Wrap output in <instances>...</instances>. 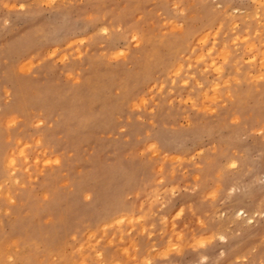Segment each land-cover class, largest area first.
Here are the masks:
<instances>
[{"label":"rangeland","instance_id":"1","mask_svg":"<svg viewBox=\"0 0 264 264\" xmlns=\"http://www.w3.org/2000/svg\"><path fill=\"white\" fill-rule=\"evenodd\" d=\"M263 53L264 0H0V264H264Z\"/></svg>","mask_w":264,"mask_h":264},{"label":"bare ground","instance_id":"2","mask_svg":"<svg viewBox=\"0 0 264 264\" xmlns=\"http://www.w3.org/2000/svg\"><path fill=\"white\" fill-rule=\"evenodd\" d=\"M238 6V5H237ZM260 6V5H259ZM229 7V6H228ZM187 8V7H186ZM249 11V10H248ZM258 11V10H257ZM183 13V12H182ZM251 15V14H250ZM104 16V15H103ZM249 16V15H248ZM251 18V17H250ZM102 19H103V17H102ZM231 19V18H230ZM230 19H228V21L230 20ZM260 19V18H259ZM247 20H248V18H247ZM111 20H109V22H110ZM169 21V20H168ZM241 22V21H240ZM108 23V22H107ZM113 24V23H112ZM111 24V25H112ZM115 25V24H114ZM236 25V24H235ZM218 26V30H220L219 28H220V26L219 25H217ZM234 26V25H233ZM238 26V25H237ZM246 26V25H245ZM104 27V26H103ZM102 28V27H101ZM110 28V27H109ZM114 28V27H113ZM223 28V27H222ZM106 28H103V30H105ZM179 30H178V32L180 31V28H178ZM235 29V28H234ZM102 30V29H101ZM102 30V31H103ZM181 30H182V28H181ZM221 31V30H220ZM257 31H260V30H257ZM256 30H255V32H257ZM108 32V31H107ZM217 32V31H216ZM238 32V31H237ZM179 33H181V32H179ZM205 33L206 32H204V33H202V34H204V35H200L198 38L200 39V37L201 36H203V37H201L202 39L205 37ZM258 33V32H257ZM257 33H256V35H257ZM105 34V33H104ZM109 35V34H108ZM111 35V34H110ZM225 35V33L222 35V36H224ZM112 36V35H111ZM232 36V35H231ZM216 37V36H215ZM246 37V36H245ZM197 38V39H198ZM207 38V37H206ZM234 38V37H233ZM232 38V39H233ZM243 38V37H242ZM242 38H240V39H242ZM261 38H262V36H261ZM198 39V40H199ZM246 39V38H245ZM244 39V40H245ZM222 40V39H221ZM234 40V39H233ZM232 40V41H233ZM197 41V40H196ZM203 41V40H202ZM142 42V41H141ZM199 42H200V40H199ZM204 42V41H203ZM216 42V41H215ZM214 42V43H215ZM235 42V41H234ZM143 43V42H142ZM178 43V42H177ZM201 43V42H200ZM213 43V44H214ZM222 43H223V41H222ZM254 43V42H253ZM223 44H225V42L223 43ZM226 45V44H225ZM193 46L194 45H192V47L191 48H193ZM209 46V45H208ZM210 46H211V44H210ZM222 46H224V45H222ZM202 47V46H201ZM237 47V46H236ZM247 47V46H246ZM257 48V47H256ZM255 48V49H256ZM206 49H207V47H206ZM208 49H210V47L208 48ZM213 49V48H212ZM235 49V48H234ZM204 50H205V47H204ZM142 51V50H141ZM207 51V50H206ZM209 51V50H208ZM211 51V50H210ZM209 51V53H211ZM182 52V51H181ZM190 52H191V49H190ZM190 52H188V53H190ZM198 52H200V54L198 55V56H200L201 58H199V59H202V56H203V53H201V51H198ZM197 52V53H198ZM217 53V52H216ZM119 54V53H118ZM202 54V55H201ZM208 54V53H207ZM264 54V53H263ZM188 55V54H187ZM187 55H186V57H187ZM191 55V54H190ZM196 55V54H195ZM232 55V54H231ZM208 56H210L211 57V55H208ZM196 57H197V55H196ZM196 57H193V61L194 60H196V59H198V58H196ZM204 57V56H203ZM214 57V56H213ZM237 57V56H236ZM239 57V56H238ZM188 58V57H187ZM194 58H196V59H194ZM220 58V57H219ZM191 59V58H190ZM186 60V59H185ZM224 60V59H223ZM190 61V60H189ZM197 61V60H196ZM196 61H194V62H196ZM203 61V60H202ZM201 61V62H202ZM220 61V60H219ZM251 61V60H250ZM164 62H166V61H164ZM204 62H206V61H204ZM211 62H213V59H212V61ZM226 62V61H225ZM259 62V61H258ZM209 63H210V61H209ZM227 63V62H226ZM236 63V62H235ZM188 64V63H187ZM186 64V65H187ZM190 64V63H189ZM188 64V65H189ZM192 64H193V62H192ZM206 64V63H205ZM205 64H204V67H206L205 66ZM179 65V64H178ZM194 66H195V64H193ZM216 65V64H215ZM239 65V64H238ZM221 66V65H220ZM169 67V66H168ZM171 67V66H170ZM188 66H186L185 68H187ZM142 68V67H141ZM189 68V67H188ZM199 68V67H198ZM197 68V69H198ZM220 69H221V67H219ZM218 68V66H217V70L218 71H220V69ZM139 69V68H138ZM203 69H205V68H203ZM202 69V70H203ZM141 70V69H140ZM228 70H230V69H228ZM227 70V71H228ZM137 71H139V70H137ZM222 71V70H221ZM226 71V72H227ZM237 71V70H236ZM239 71V70H238ZM187 72V71H186ZM136 73V72H135ZM200 73V72H199ZM178 74V73H177ZM177 74H176V76H177ZM184 74H185V72H184ZM189 74V73H188ZM208 74V73H207ZM218 74V73H217ZM221 74V73H220ZM249 74V73H248ZM183 75V74H182ZM190 75H192V73H190ZM190 75H189V77H190ZM259 75V74H258ZM257 75V76H258ZM188 76V75H187ZM207 76V75H206ZM262 75L260 74V77H261ZM217 77V76H216ZM220 77V76H219ZM222 77V76H221ZM171 78H173V77H171ZM179 78V77H178ZM192 78V77H191ZM198 79L196 78H194V81H197ZM172 81H173V79L171 80V83H172ZM183 81V83H185V81H186V79H185V81L184 80H182ZM181 81V82H182ZM128 82V81H127ZM132 83V82H131ZM182 83V84H183ZM198 82H196V84H197ZM163 84V83H162ZM176 84V83H175ZM186 84V83H185ZM202 83H201V81H200V84L198 83V85H201ZM173 85V84H172ZM191 85V84H190ZM218 85V84H217ZM153 86V85H152ZM183 86V85H182ZM197 86V85H196ZM213 86V89H217V87H216V83L215 84H211V87ZM190 87V86H189ZM128 88V87H127ZM168 88H170V87H168ZM182 88V87H181ZM236 88V87H235ZM190 90H188V91H191V88H189ZM237 89V88H236ZM192 90H193V88H192ZM124 92V91H123ZM125 92H126V90H125ZM124 92V93H125ZM179 93V92H178ZM189 93V92H188ZM204 93V92H203ZM214 93V94H213ZM213 94V95H212ZM212 94L210 95V97L209 98H211V97H213V98H215L216 99V97H218L217 96V93H215V92H212ZM216 94V96H214ZM179 95V94H178ZM209 96V95H208ZM151 98V97H150ZM219 98V97H218ZM212 100V99H211ZM214 102V101H213ZM216 102V101H215ZM156 103V102H155ZM207 105V104H206ZM204 109V108H203ZM206 109V108H205ZM152 111V110H151ZM149 112V111H148ZM124 124V123H123ZM169 135V134H168ZM167 134H163V133H161V132H157V133H155V135H153V143H157V142H165V141H170V138L171 137H169ZM138 136V135H137ZM172 136H174V135H172ZM172 140V139H171ZM175 142V141H174ZM128 143V142H127ZM152 143V144H153ZM153 145H155V144H153ZM153 145H151L150 144V146L152 147ZM181 145V144H180ZM147 148H150L149 146L147 147ZM25 149V148H24ZM153 149H155V148H153ZM155 151V150H154ZM166 151V150H165ZM28 152V151H27ZM23 153V152H22ZM158 153V152H157ZM22 155H24V154H22ZM210 156V155H209ZM169 157H170V155H169ZM204 157V156H203ZM14 157H11L8 161H9V163L11 162L12 163V159H13ZM174 158V157H173ZM180 159V158H179ZM179 159H176V160H179ZM12 160V161H11ZM15 161V160H14ZM14 161H13V164H14ZM169 161V160H168ZM227 161V160H226ZM45 162V161H44ZM7 163V162H6ZM46 163H49V162H46ZM230 163V165H231V163H232V161L231 162H229ZM237 163V162H236ZM217 167V166H216ZM132 172V171H131ZM173 172V171H172ZM145 174V173H144ZM136 176V175H135ZM195 176H197V175H195ZM194 176V177H195ZM148 178V177H147ZM170 177H168V179H169ZM236 179V178H235ZM150 180V179H149ZM148 180V181H149ZM170 180V179H169ZM227 180V179H226ZM147 181V182H148ZM161 181H159V183H160ZM222 182V181H221ZM235 182V181H234ZM173 190V189H172ZM137 192V191H136ZM84 193V192H83ZM165 193V192H164ZM198 194V193H197ZM242 195H237L236 196V198H234V199H232V201H234L235 202V205H231V206H229V208H230V210H231V212H230V214H233L234 216H241L242 214H245L246 215V217H242L245 221L247 220H250L251 221V219L253 218V212H250V209L248 208V206L247 205H244V203H242V197H241ZM164 197V196H163ZM162 197V198H163ZM241 197V198H240ZM230 198V197H229ZM163 199H165V198H163ZM167 199V198H166ZM167 202V201H166ZM182 203H186V201L185 200H183V201H181ZM155 203V202H154ZM160 203H163V201L162 202H160ZM165 203V202H164ZM161 205H163V204H161ZM160 205V206H161ZM196 205V204H195ZM259 206V205H258ZM194 207V206H193ZM258 209V208H257ZM251 210H253V209H251ZM255 210V209H254ZM152 212V211H151ZM9 215V214H8ZM119 216V215H118ZM144 216V215H143ZM142 216V217H143ZM244 216V215H243ZM126 217V216H125ZM120 218H122V217H120ZM120 218H118V217H116V220L118 219H120ZM149 218V217H148ZM158 218V217H157ZM227 218V217H226ZM241 218V219H242ZM59 219V218H58ZM181 219V218H180ZM117 220V221H118ZM122 220V219H121ZM120 220V221H121ZM165 220V219H164ZM141 221V220H140ZM246 221V222H247ZM250 221H248V222H250ZM225 222V221H224ZM237 222V221H236ZM240 222V221H239ZM245 222V223H246ZM220 224H223L222 222H220ZM239 224V223H238ZM237 224V225H238ZM164 225V224H163ZM21 226V225H20ZM221 226H223V225H221ZM236 226V225H235ZM22 228V227H21ZM170 228V227H169ZM213 228V227H212ZM220 228V227H219ZM224 228H226V227H223V229ZM33 230V229H32ZM119 231V230H118ZM218 231V230H217ZM221 231H222V229H221ZM226 231V230H225ZM23 232V231H22ZM218 232H220V230L218 231ZM217 233V232H216ZM220 236H223L225 233H223V232H220V233H218ZM121 235V234H120ZM181 235V234H180ZM30 235H17L16 236V239H14V242H16V241H18L19 242V244L24 248V247H27V248H30L31 250H32V248H33V246H31L30 244L31 243H33L34 241H33V239H31L30 237H29ZM158 236V235H157ZM219 236V237H220ZM226 236V235H225ZM232 236V235H231ZM49 237H51V236H49ZM90 237V236H89ZM189 237V236H188ZM211 237V236H210ZM51 239V238H50ZM47 241H49V240H47ZM172 242V241H171ZM170 242V243H171ZM18 244V243H17ZM204 244V243H203ZM183 246V245H182ZM18 247V246H17ZM17 249V248H16ZM135 251V250H134ZM205 251V250H204ZM210 251V250H209ZM166 252V251H165ZM212 252V251H211ZM17 253V252H16ZM205 253V252H204ZM18 254V253H17ZM209 254V253H208ZM214 254V253H213ZM205 255V254H204ZM100 256V255H99ZM101 257V256H100ZM198 257H199V255H198ZM209 260V259H208ZM81 264V263H80ZM207 264V263H206Z\"/></svg>","mask_w":264,"mask_h":264}]
</instances>
